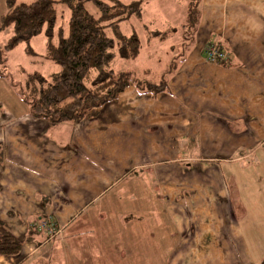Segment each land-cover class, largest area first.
<instances>
[{
  "label": "crops",
  "instance_id": "0c3cea01",
  "mask_svg": "<svg viewBox=\"0 0 264 264\" xmlns=\"http://www.w3.org/2000/svg\"><path fill=\"white\" fill-rule=\"evenodd\" d=\"M188 1L143 0L132 17L140 51L127 61L169 58L156 77L122 71L158 83L174 61L167 90L130 84L77 123L0 104V222L22 243L0 264L261 263L264 0H196L184 33ZM209 42L228 67L204 58Z\"/></svg>",
  "mask_w": 264,
  "mask_h": 264
},
{
  "label": "trees",
  "instance_id": "16d2710c",
  "mask_svg": "<svg viewBox=\"0 0 264 264\" xmlns=\"http://www.w3.org/2000/svg\"><path fill=\"white\" fill-rule=\"evenodd\" d=\"M143 0L124 3L122 0H32L16 3L7 0L0 31L11 28L12 35L0 47V55L31 38L46 36L44 59L57 64L59 71L27 76L22 97L28 113L50 124L65 121L80 122L94 116L104 104L115 100L130 84L152 95L168 89L166 75L175 69L174 61L167 74L158 82L136 78L130 71H117L113 64L117 56L134 59L140 51V39L132 29L123 28L132 17L142 16ZM92 3L99 12L93 15L87 7ZM61 5L60 14L58 7ZM65 6L68 10L63 8ZM199 18L196 0L188 1L184 33L194 30ZM66 24L68 30L66 32ZM175 31L174 28H172ZM130 30V29H129ZM166 38L168 32H152ZM217 48L227 54L219 43ZM26 52L34 54L27 46ZM221 62L220 66H229ZM22 243L0 222V255H19ZM260 264H264V258Z\"/></svg>",
  "mask_w": 264,
  "mask_h": 264
},
{
  "label": "rangeland",
  "instance_id": "374dc122",
  "mask_svg": "<svg viewBox=\"0 0 264 264\" xmlns=\"http://www.w3.org/2000/svg\"><path fill=\"white\" fill-rule=\"evenodd\" d=\"M30 1L32 0H15L16 3ZM122 1L124 3H130L136 0ZM6 2L7 0H0V23L2 15L6 11ZM87 7L93 15H99L98 10L92 3H87ZM61 8V5H59V14ZM63 8L68 10L65 6H63ZM176 10H178V12L182 14L183 5H177ZM133 22L134 21L131 18L126 23V25L123 26L126 32L131 33L129 32V29H131L132 25V29H138V26L134 25ZM65 30L66 32L68 30L67 24ZM11 35V28L0 31L1 48L4 44H6ZM45 42L46 36L44 34H40L38 36L32 37L30 42L28 43L34 51V54H28L26 52L28 44L26 42H23L12 51L7 52L6 55H0V104H2L4 107L14 110L20 108L22 109L24 107L22 91L25 87V80L27 79L28 75L34 73L49 75L50 73L59 71L60 67L57 64L44 59L43 52L45 50ZM161 53L162 55L153 56L150 59H147L142 52L140 57L135 61H127V59H123L117 56L113 64V68L118 71L124 70L127 67H130L132 69H137L142 66L150 67L155 74L153 76L156 77V75H159L160 71L164 69V64L169 58V55L165 54L166 52L161 51ZM126 65L128 66L125 67Z\"/></svg>",
  "mask_w": 264,
  "mask_h": 264
},
{
  "label": "built area",
  "instance_id": "2783aa9c",
  "mask_svg": "<svg viewBox=\"0 0 264 264\" xmlns=\"http://www.w3.org/2000/svg\"><path fill=\"white\" fill-rule=\"evenodd\" d=\"M203 53H204V58L212 64L220 65L221 62H225L226 64H229L231 61L230 55L224 53L222 50L217 48L216 44L210 42L206 44ZM44 227L49 237L55 235L56 227L53 220H50L48 222V225L45 224Z\"/></svg>",
  "mask_w": 264,
  "mask_h": 264
}]
</instances>
